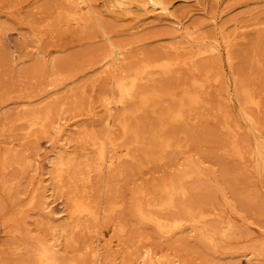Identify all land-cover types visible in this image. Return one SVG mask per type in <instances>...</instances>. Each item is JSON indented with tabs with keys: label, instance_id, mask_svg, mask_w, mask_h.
Here are the masks:
<instances>
[{
	"label": "rangeland",
	"instance_id": "1",
	"mask_svg": "<svg viewBox=\"0 0 264 264\" xmlns=\"http://www.w3.org/2000/svg\"><path fill=\"white\" fill-rule=\"evenodd\" d=\"M92 2L95 12L102 16L101 25L95 16L86 14L82 16L83 22L62 20L59 23L58 10L66 7L61 0H0V164L1 160L5 162V168L0 167V264H27L28 249L31 250L36 241L57 238L62 256L75 264H98L90 251L96 247L102 248L101 264H138L142 253L151 251L161 264H240L238 261H244L241 255L247 251L259 253L257 245L264 241V170L257 157V144L259 140L264 142V0H171V13L184 29L194 31V37L211 39L215 33L216 40L211 41L218 42L223 49L221 37L231 36L230 50L233 49L234 58L230 69L225 59L220 63L215 55L192 57L196 48L189 47L177 36L172 22L159 21L152 14L140 16L139 11L133 16H115L106 9L105 0ZM215 14L217 27L211 25ZM135 15L140 17L136 19ZM104 28L111 41L130 46L125 53L127 59L124 55L118 66L122 73L118 70L114 75H125L128 68L144 61L168 60L173 64L171 72L164 75L158 70L150 71L149 79L140 84V93L162 94L169 90L176 93L175 100L164 96L161 101L150 102L145 107H140L139 100L125 104L118 111L122 116L110 129L104 122V96L102 100L101 96L110 95L112 88L108 84L109 77H100L95 64L99 52L109 44ZM41 48L47 53L39 54ZM51 58L56 60L58 71L44 80V68ZM208 64V70L200 69ZM192 79L204 83L202 89H197L201 101L192 111L184 109V120L167 124V116L177 108L182 91ZM234 80L239 87L251 90L258 101V105L247 108L253 120L260 121L258 124L253 125L238 115L240 106L232 88ZM25 103L27 106L22 108ZM30 108L51 110L47 133L39 139L34 138L40 133L38 129L39 133L28 137L27 124L22 119ZM57 120L84 131L82 135L76 133L77 129L68 133L73 141L67 151L77 153L92 169L96 164L95 156L86 154L84 149L85 142L93 137L111 135L110 139L116 144L113 152L116 157L130 151V159H120L114 169L103 174L92 172L88 180L81 177L77 180L78 195L88 201L92 199L90 202L101 209L103 217L96 225L85 221L86 227L83 222L78 230L69 234L70 240H61L58 235L49 233L47 222L41 223L36 209L28 206L30 198L40 188L39 177L33 176L29 162L36 161L40 166L45 162V153L50 149L45 142L49 138L51 143L54 141L50 125ZM160 122L166 123L162 130L158 129ZM226 122L228 127H225ZM120 123L128 125L132 131L138 130V138L123 137ZM108 130L110 133H106ZM154 132L159 135L158 140L153 138ZM166 139L172 146L163 151L161 143ZM74 141L77 147L73 150ZM233 144L239 147L240 155L232 152ZM253 148L254 154L257 152L255 156ZM160 155L163 158L156 160ZM11 157L13 165L9 164ZM189 162L195 163L199 175L178 181L180 174L188 171ZM174 178L176 184L184 188V193L176 195L173 209L160 213L178 217L187 211H203V222L208 228L231 218L235 230L222 245V253L202 245L188 227L172 239L174 243L163 241L153 227L142 224L133 215L134 203L152 202L158 197L161 185ZM71 189L67 184L58 192L59 197L64 198ZM111 207H115L114 211H110ZM129 251L133 253L128 254Z\"/></svg>",
	"mask_w": 264,
	"mask_h": 264
},
{
	"label": "bare ground",
	"instance_id": "2",
	"mask_svg": "<svg viewBox=\"0 0 264 264\" xmlns=\"http://www.w3.org/2000/svg\"><path fill=\"white\" fill-rule=\"evenodd\" d=\"M61 1H63V3L65 4L66 7L65 8L62 7V9L59 8V10H58L57 15L59 18L58 19L59 23H61L62 20L76 21V22L82 21L83 22L82 16L84 14H86V15L95 16V18H96L95 20L98 21V23L100 25L102 24V22H101L102 16L100 17L101 14H97L95 12L93 2H92L93 0H61ZM105 6H106V9L108 10V12H110L111 14H114L115 16H117V15L124 16V17L133 16L134 13L139 11L138 14L140 13V16H144V15L150 16L149 14H152V15H155V17L158 18L159 21L164 20V21L172 22V26L175 29L177 36H179L181 39H184L189 44V47L196 48L195 52L193 51L194 53H193L192 57L197 58V57H201L204 55H212V56L215 55L218 58L217 61H219L220 63L222 60L225 59L228 67L233 62V60H232V58H234V57H232L233 52L231 53V51L233 49L230 50L231 49V42H230L231 36H228L225 34L223 37H221V40H224V42L223 41L222 42L225 45V48H223V49H221V46L219 44H217L218 42L216 43V42L211 41V39L216 40L215 38H213L215 36V33L212 34L213 37L211 36V39H208L207 37L202 38V39L194 37L193 36L194 31L191 28H188L191 30L184 29L182 27L181 21H178L177 17H175V15H173L171 13V8H172L171 0H105ZM140 16L135 15L134 17L136 19H138ZM209 16H211V15H209ZM217 18H218V16L216 14L211 17V20H212L211 25H213L214 27H217ZM0 29H1V26H0ZM220 29H219V31H221ZM214 31H215V29H214ZM41 33L42 32L40 31V34ZM103 33L106 36V39L108 40L109 44L106 45L107 47L105 48V50H102L99 52V54L96 57L95 64L98 67L97 68L98 69V75L100 77L108 76L109 77L108 84L111 85V88H112L110 95H107L103 91L105 94H103L101 96V100H102V97L104 96L103 104L101 103L103 109L102 108L101 109L104 110V114H105L104 122H105V125L107 128L110 129L111 127H114L113 124H115L116 121H119L120 117L122 116L118 113V111H120V109L124 108V105L129 103V102H133L134 100H139L140 107H145L150 102H156L157 103L158 101H161V99L164 96L169 97L171 100L176 99V93L173 90H169V91L162 93V94L158 93V92H153L151 94H144L142 91L140 93V84H141V82L149 79L150 71H152L154 69V70H158L159 72L166 75L169 72H171V70H172L173 64L171 62H169L167 60V61H159V62H155V63H149V62L144 63L145 62L144 61V62H142V64L138 63V66L136 65L134 67L132 66L131 68H128L125 75H114L119 70V67H120L119 64L121 63L124 55H125L124 58L127 59L126 54L130 50V46L129 45H123L124 43L121 45V43H116V42H114V40L111 41L110 34H109V32H107L105 30V28H104ZM37 39H39V37ZM206 39H208V40H206ZM34 49H36V48H34ZM41 50H42V48H41ZM41 50H38L39 54H43L44 52L47 53L45 50H42V51ZM222 53H225V56ZM209 64H208V66L205 65V66L201 67L200 69L208 70ZM57 67H58V64H57L56 60L51 58L48 61V64H46V67L44 68L45 71L43 72V75H42L44 80L47 78H50L52 75H55V73H57L56 70L58 71ZM229 69H230V67H229ZM199 71H201V70H199ZM231 71H232V69H231ZM220 74L223 75L224 73L222 74V72H221ZM233 78H234V75H233ZM235 80H234V84H233L232 88H233L234 96H236V98L239 102V106H240V107H238V110L240 108V114H238V115H240L242 118H244V120L245 119H247V121L249 120L253 125L258 124L260 121H257V120L254 121L252 115L249 114L247 111L248 106H250L252 104L258 105V103H257L258 101L256 102V99L254 98L251 90L244 88V87H239L237 84V81H235ZM109 85L108 86L105 85V86L109 87ZM52 86H53V84H52ZM186 86H187V88L185 87L184 91H182V97H181V99L177 105V108H175V110L167 116V124L178 123V122L184 120V118H185L184 113H183L184 109L187 107V108H189L190 111H192V109L197 104H199V102L201 101L200 96L197 94V89H202L204 87V83L201 81L199 82L198 80L192 79V82L187 83ZM108 94H109V91H108ZM21 106H23L22 108H24L27 106V104L25 103V104H22ZM50 118H51V110L50 109H46V110L41 111V110H36V109L30 108V110H28L25 113L24 117H22L23 121L27 124L26 129L28 131V137L32 138L33 135L36 132H38L37 129L40 130L39 131L40 133L38 132L39 134H35L34 138L39 139L42 137V135L44 136L45 133H47L46 128L50 123L49 122ZM238 118H240V117H238ZM165 125H166V123L160 122L158 125V129L162 130ZM228 126H229V124H228V122H226L225 127H228ZM248 126H249V123H248ZM256 126H258V125H256ZM50 127L53 128L52 132H53V135L55 137L53 138L54 141L52 143L50 141V138L47 139L45 142L46 145L50 147V149L48 151H46V153H45V158H44L45 162L41 166L38 165V162L34 161L35 159L33 160L34 162H31V163L29 162V167L31 169L30 171L31 172L33 171V173H34L33 176L35 175V176L39 177V181H40L39 182V185H40L39 189L40 190L42 189L41 190L42 192L39 193V189H36V192H34V194L32 193L33 195L30 198V201L28 200L29 201L28 206L36 209V213H38L41 223H42V221L47 222L46 223L48 225L47 230L49 231V233L51 232V234L55 235V236L58 235L61 240L62 239L63 240H70L68 238L69 234L73 233L76 229L78 230V228L81 227V224L83 222L85 223V221L86 222L92 221L96 225L102 220V217H103V214H101V209L99 208L100 209L99 210L97 208V206H95L92 202H90V200H92V199H90L88 201L82 195H78L79 190H77V187H76V184L78 183L77 180H80V177L82 180H88L91 177L92 172L99 174V173H102L104 171H110V170L114 169L115 167H117V165H119L118 163L121 161L120 159H123V158L130 159L129 158L130 157V151H129V153L128 152H125L124 154L121 153L122 155L116 157L117 154L115 156L113 154V152L116 150V144L114 141H112L110 139V138H112L111 135H103V136L100 135V137H96V138L93 137V138H91L90 142L89 141L85 142L86 147L84 149L86 151V154L87 153H93L95 156V163L96 164H95V167H93V169H92L91 165L88 162H86V160L83 161L81 159L82 160L81 161L79 159V155L77 153H69L67 151V149L69 148L68 144H70V142L73 141V139L69 136L68 133L72 132L73 129L78 130V127L74 126V125H70L67 122H61V121L53 123L52 125H50ZM250 127H251V125H250ZM261 127H258V128L261 129ZM120 128H121L123 137L132 135V136H134L135 139L138 138V134H139V133H137L138 130L137 131L133 130L134 131L133 132L128 125L121 124V123H120ZM254 131H255V129H254ZM257 132H261V130L260 131L257 130ZM32 133H34V134H32ZM76 133L78 135H80L82 133V131L78 130ZM83 133H84V131H83ZM106 133H110L109 130ZM77 134H74V136ZM259 135H262V134H259ZM50 136H51V134H50ZM255 137H256V135H255ZM153 138L155 140H158L159 135L156 132H154ZM124 139H126V138H124ZM75 140H78V139H75ZM80 140H81V138H80ZM32 142L34 143L35 140ZM73 144H74V147L72 144L71 145H72V149L74 150V148L77 146H75V141ZM161 144H162V150L163 151L169 149L172 146L169 139H166ZM37 146L38 145H36V147ZM81 146H83V145H81ZM128 147H130V146H128ZM232 148H233L232 152L234 154L240 155V149L236 144H233ZM76 149H78V148H76ZM76 149L74 152H76ZM254 149L255 148H253L252 152H253V155L255 156L257 152L254 154V151H255ZM257 149H258L257 157L260 158L258 161H260V164L262 165V168L264 170V142L263 141L259 140V142L257 144ZM23 153L24 152H22V154ZM78 153L80 154L79 151H78ZM22 156H25V155L23 154ZM161 156L162 155H160V157H155L156 160H161L163 158ZM257 157H255L256 160H257ZM2 158L3 157H1V159ZM131 158H133V157H131ZM11 160H12V157L9 160L10 162L7 161V163L9 162V164H10ZM1 161L3 163H5L3 160H1ZM254 162H255V159H254ZM3 163L0 164V167L5 168ZM256 166H257V163H256ZM197 169H198V167L195 165V163L189 162L188 163V171L187 170L183 171L180 174L178 181L184 180V179L191 177L193 175H197L199 173L197 171ZM258 169H261V167H259ZM30 171L27 170V172H30ZM254 171H256V170H254ZM256 172H258V170ZM260 175H263V174L261 173ZM200 176H202V175H200ZM203 176H205V175H203ZM34 179H35V177H34ZM263 179H264V177H263ZM67 184H69L70 189H71V187H72V189L68 191V193L66 194L65 197L63 196L64 198H62L61 195L59 197L58 192L61 191L62 188L66 187ZM263 185L264 184H262V186ZM37 186H38V184H37ZM28 189H30V188H28ZM90 190H91V188H90ZM180 193H184V188H182L178 184H176V178H174L169 183H165V184L161 185V187L159 188L158 194H157L158 197L156 199H154L152 202H144L143 203L142 201H144V200H141V202L139 201L137 203H134L133 204L134 206L132 208L133 215L142 224H145L147 226H151V228L153 227L158 238H160L161 240L164 239L163 241H165V240L171 241L180 232H182L186 227H188L194 232V236L198 238V240L200 241V243H202V245H205L206 247L215 250L216 253H222L223 251L221 250V247L227 241V239L231 235H233V231L235 230V226H234L235 223L233 224V222L231 221V218H230L223 224H220V225L212 227V228H208V227H206L205 223L203 222V219L205 218L203 211L199 212L198 210L197 211L196 210L187 211L185 215H183V216L178 215V217H176V216L170 217L167 215L166 216L162 215V213H160L162 210L173 209L175 207L176 195H178V194L180 195ZM58 200H60V201H58ZM114 208L115 207H111L110 211H114ZM156 208H158V211ZM180 212H182V210ZM24 216L26 217V215H24ZM207 216H209V215H207ZM12 221H14V220H12ZM103 221H105V220H103ZM85 226L88 227L86 225V223H85ZM82 229H83V227H82ZM124 234H126V233H124ZM99 235H101V234H99ZM97 237H98V235H97ZM190 237H192V236H190ZM155 238H156V236H155ZM36 240H38V239H36ZM58 240L59 239L57 238V240H55V241H53V240H51V241H49V240H38V241H36L37 243H34L33 247L31 246L32 247L31 250L28 249L29 250V260H28L29 263H27V264H75L76 262H72L71 260L62 256V254L60 252L61 250L59 249L60 243L58 242ZM172 241H173L172 243H174V240H172ZM167 242H169V241H167ZM157 243H159V241H157ZM235 243H237V242H235ZM166 244L168 246V243H166ZM18 245H20V244H18ZM67 245H69V244H67ZM152 245H154V244H152ZM255 245H257V244H255ZM138 246H140V245H138ZM143 246H144V244H143ZM241 246H243V245H241ZM155 247H156V245H155ZM140 248H141V246H140ZM143 248H142V250H143ZM157 248L158 247H156V249ZM170 248H171V246H170ZM257 249H258L259 253L258 252L256 253V250H255V252L254 251H247V253L241 255L244 258V261H242V262L238 261V263H240V264H264V241H261L257 245ZM140 250L141 249H139L138 251L140 252ZM90 251H92L91 254L93 255V260L97 261L98 264H101L102 260H103L102 259V256H103L102 248L96 247V249L90 250ZM230 251H229V254L231 252H234V251H231V252ZM151 252L142 253L143 254L142 259H141V261L138 259L140 261V262L138 261V264H161V263H159L160 262L159 260H158L159 262L155 260L153 252L152 253ZM131 253H133V252H131ZM131 253L129 251L128 254H131ZM135 258H137V257L135 256ZM228 258H229V256H228ZM157 259H158V257H157ZM161 259H162V257H161ZM25 262H26V260H25ZM87 264H89V263H87ZM107 264H112V263L107 262ZM132 264H133V262H132Z\"/></svg>",
	"mask_w": 264,
	"mask_h": 264
}]
</instances>
